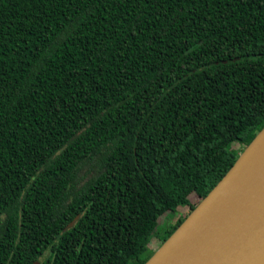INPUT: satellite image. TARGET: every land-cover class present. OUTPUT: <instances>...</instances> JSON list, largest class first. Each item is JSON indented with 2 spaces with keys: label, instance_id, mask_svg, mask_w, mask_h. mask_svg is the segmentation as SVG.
I'll return each instance as SVG.
<instances>
[{
  "label": "trees",
  "instance_id": "trees-1",
  "mask_svg": "<svg viewBox=\"0 0 264 264\" xmlns=\"http://www.w3.org/2000/svg\"><path fill=\"white\" fill-rule=\"evenodd\" d=\"M263 127L264 0H0V264H144Z\"/></svg>",
  "mask_w": 264,
  "mask_h": 264
},
{
  "label": "water",
  "instance_id": "water-1",
  "mask_svg": "<svg viewBox=\"0 0 264 264\" xmlns=\"http://www.w3.org/2000/svg\"><path fill=\"white\" fill-rule=\"evenodd\" d=\"M144 264H264V127Z\"/></svg>",
  "mask_w": 264,
  "mask_h": 264
},
{
  "label": "rangeland",
  "instance_id": "rangeland-1",
  "mask_svg": "<svg viewBox=\"0 0 264 264\" xmlns=\"http://www.w3.org/2000/svg\"><path fill=\"white\" fill-rule=\"evenodd\" d=\"M186 211H187L186 208H180L172 215L170 213H166L159 219V224L162 225L164 222H173L179 215H181L182 213ZM158 244H159V241L156 239H153L151 241L150 246L153 248V250H156Z\"/></svg>",
  "mask_w": 264,
  "mask_h": 264
}]
</instances>
